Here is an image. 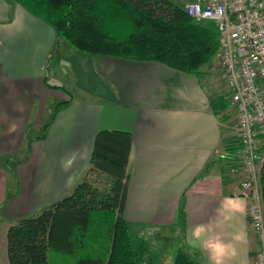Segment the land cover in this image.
I'll return each instance as SVG.
<instances>
[{"label":"crops","instance_id":"0c3cea01","mask_svg":"<svg viewBox=\"0 0 264 264\" xmlns=\"http://www.w3.org/2000/svg\"><path fill=\"white\" fill-rule=\"evenodd\" d=\"M173 1L183 7L191 0ZM204 66L191 75L157 62L92 57L66 41L60 45L49 25L15 1L0 0L5 236L16 219L69 195L90 169L96 134L117 131L131 137L121 214L127 228L129 222L163 227V239L199 264H213L204 247L212 238L230 245L223 264H256L258 242L240 191L245 172L238 158L236 106L219 63L220 84ZM64 85L67 91L53 88ZM259 152L260 166L264 143ZM140 199L144 205L137 208L148 217L127 218ZM197 225L205 229L199 238L193 235ZM0 264H8L3 237Z\"/></svg>","mask_w":264,"mask_h":264},{"label":"trees","instance_id":"16d2710c","mask_svg":"<svg viewBox=\"0 0 264 264\" xmlns=\"http://www.w3.org/2000/svg\"><path fill=\"white\" fill-rule=\"evenodd\" d=\"M13 1L49 25L73 50L92 57L157 62L198 75L218 52L215 26L194 22L173 0ZM130 145L126 133L98 132L90 169L71 193L8 227V264H160L146 241L133 243L121 216ZM93 172L110 180L109 190L92 185L88 175ZM259 183L264 213V158ZM172 264L199 263L178 250Z\"/></svg>","mask_w":264,"mask_h":264},{"label":"built area","instance_id":"2783aa9c","mask_svg":"<svg viewBox=\"0 0 264 264\" xmlns=\"http://www.w3.org/2000/svg\"><path fill=\"white\" fill-rule=\"evenodd\" d=\"M196 23L210 22L217 32V59L236 106L238 158L245 172L241 196L249 202L255 255L264 264V213L259 183L264 143V0H191L183 5Z\"/></svg>","mask_w":264,"mask_h":264},{"label":"rangeland","instance_id":"374dc122","mask_svg":"<svg viewBox=\"0 0 264 264\" xmlns=\"http://www.w3.org/2000/svg\"><path fill=\"white\" fill-rule=\"evenodd\" d=\"M63 41V42H61ZM65 40L60 38V45L64 43ZM58 49V46H57ZM58 51V56L60 53H62V48L60 47ZM57 59L53 60V63H55ZM218 59L217 55L216 57H213L210 61L209 64L205 65L204 67H209V72L211 76L210 79L216 83L220 84V76H221V71L217 67ZM54 66L52 67V69ZM208 70V69H207ZM52 71V70H51ZM59 70L55 69V73H57ZM61 78L65 79L64 73H62ZM67 85H64V89L67 91ZM59 104V103H58ZM57 104V105H58ZM88 180L92 183V185L98 189L99 191H105L109 190L111 186L110 180L104 176L101 175L97 172L90 173L88 175ZM58 201V200H57ZM138 203H134L132 205V208L128 211L130 214H126L127 218H143V217H148L147 214H144L141 209H138L137 206H140L141 208L144 205V199H140L137 201ZM4 225L5 223H0V239L1 237L5 238V232H4ZM142 226L136 225L135 223H128V232L129 235L133 241V243L137 244L139 241L144 240L147 242L150 250L154 252L158 258L160 264H172L173 258L177 252V245L174 244L173 242L166 241L163 239V227H158L155 228V225H147L144 226L143 228H140ZM196 259V257L191 256ZM258 264V262H256Z\"/></svg>","mask_w":264,"mask_h":264},{"label":"clouds","instance_id":"9594fccd","mask_svg":"<svg viewBox=\"0 0 264 264\" xmlns=\"http://www.w3.org/2000/svg\"><path fill=\"white\" fill-rule=\"evenodd\" d=\"M229 199L230 198H226V202H228ZM204 230V226L197 225L193 229V235L196 238H199ZM204 247L208 249L210 253V259L213 261V264H223V257L225 256L230 245L224 243L219 238H212L204 242Z\"/></svg>","mask_w":264,"mask_h":264}]
</instances>
